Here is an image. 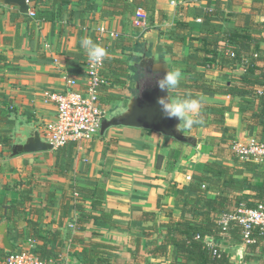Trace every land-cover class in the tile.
Here are the masks:
<instances>
[{"label":"crops","instance_id":"obj_1","mask_svg":"<svg viewBox=\"0 0 264 264\" xmlns=\"http://www.w3.org/2000/svg\"><path fill=\"white\" fill-rule=\"evenodd\" d=\"M137 1L153 7L151 27L147 19L146 23L138 22V11L147 17L142 9L124 17L91 9L92 5L103 6L104 0H27L28 13L53 9V21L29 20V15L24 17L26 14L20 13L17 7L0 2V137L8 143L0 145V216L18 200V194L25 187L31 189L30 205L36 208L33 214L27 209L20 218H15L17 229L13 222H8L13 252L29 249V239L18 236V231H24L25 219L31 218L44 238L34 242L32 251L44 260L62 257L71 264H80L81 244L91 237L118 247L113 252L112 264H169L173 258L171 253L147 254L161 243L155 236L144 238L142 231L169 221V214L174 220L179 219L182 202L175 187L188 186L198 175L204 174L203 168L209 163H223L244 170L247 166L234 160L231 144L252 138L264 142L260 119L253 118L258 101L255 100L250 110L246 102L251 98L215 92L199 95L202 106L214 108L206 112V116L213 119L211 124L193 126L191 130H184L182 124L179 126L185 135L196 139V144L182 143L154 131L119 126L105 130L87 143L75 144L69 170L64 176L54 173L55 149L10 157L11 143L19 127L28 124L40 134L38 124L54 117L55 108L45 101L44 94L62 90L68 79L85 73L88 58L80 46L84 38H91L108 52L102 71L109 73L104 74L108 86L101 89L100 101L109 110L110 117L124 113L140 90L153 83L154 76L160 75L156 71L148 74L139 66L144 54L154 59L155 68L180 69L181 82L189 78V66L184 60L193 47L201 45L200 29L206 14L211 19L210 26L216 28L214 38L226 40L221 41L217 56L227 58L228 51L240 49L239 43L229 42L231 34L248 37L251 44L264 52V0ZM101 27L107 32L114 31L118 38L115 40L108 34L100 36L98 29ZM171 31L176 32L182 44L174 45L168 40ZM155 36L153 45L151 41ZM136 42L140 45L135 51L131 48ZM112 59L123 63L126 71L120 74L115 71L110 64ZM129 66L140 70L147 81L142 84L138 75L131 78V72L136 70H129ZM258 66L264 75V64ZM196 71L212 83L242 87L236 80L243 73L241 68H196ZM184 96L181 90L169 91L170 99ZM218 126L221 127L213 128ZM173 157L176 162L171 171ZM246 173L251 178V186H260L264 165ZM242 177L234 175L233 178ZM74 189L89 191L83 195L84 201L74 199ZM211 189L217 193L231 191L220 183ZM254 193L244 185L240 194L253 198ZM48 195L53 197L50 203ZM190 197L194 198L195 194L191 193ZM68 201V213L67 210L63 212ZM91 202L101 204V209L112 215L115 226L92 221L83 226L84 230H78L79 211L75 204L95 215L101 213L99 209H90ZM146 214L150 218L147 221L143 219ZM223 244L220 250L227 254L231 263H264V258L258 257L244 260L248 253L241 244ZM5 255L0 251V261ZM103 256L98 255L100 259ZM98 262L100 260L94 259L91 263Z\"/></svg>","mask_w":264,"mask_h":264},{"label":"trees","instance_id":"obj_2","mask_svg":"<svg viewBox=\"0 0 264 264\" xmlns=\"http://www.w3.org/2000/svg\"><path fill=\"white\" fill-rule=\"evenodd\" d=\"M91 9L93 11L104 10V12L119 17L134 14L138 9H142L147 14L148 27L154 24L153 7H149L145 2L142 4L137 0H132V2H128L127 0H104L103 6L92 5ZM54 15L53 9L51 11L41 10L34 12V17L30 18L29 16L28 19L53 21ZM208 16L207 14L204 16L200 29L199 41L201 45L193 47L184 60L186 65L189 66V78L181 82L175 90H181L185 93V96L181 99H199V95L202 93L216 92L220 94H236L242 98H251V101L246 102L250 110H252V106L255 105V100H257L258 108L256 113L253 111V118L260 119L261 131L264 133V96L255 94L256 89L264 88V75L259 71L261 67L258 66L259 63L264 64V52L260 51L255 44H251L248 37L239 34H231L233 37L230 36L228 38L229 42L235 44L239 43L240 49L233 51V58L217 56L216 52L218 48H221V41L226 42V40L214 38L216 28L210 26L211 19ZM24 17H27V14L24 15ZM177 36L176 32L171 31L169 32L168 40L174 45H180L183 42ZM139 45L140 44L136 42L131 49L136 51ZM222 48H225V45ZM106 60L107 57L104 59V66L107 62ZM110 64H112V68L118 73L126 71V67L122 65L123 63L121 64V62L116 59L110 60ZM212 67H217L218 69L229 68L231 70H238L241 68L243 73L236 77V80L242 87H235L231 85V83L228 86L212 83L205 80L202 73L196 71V68L209 69ZM128 69L137 71L135 67L129 66ZM104 74L102 72V75ZM105 75L104 77H106ZM138 76H140V74ZM114 82L117 81L114 80ZM207 111H214V108L202 106L198 117L202 122L194 125L195 127L203 126L205 123L211 124L213 122L212 118L209 119L206 116ZM221 118L222 117L219 116V119ZM220 127L221 126L213 128L218 129ZM0 145L6 146L8 143L6 144V140L0 137ZM74 146V143H70L66 147L53 151L55 158V164L53 166L54 173L64 176L67 170H69L71 152ZM233 158L236 161L238 160L234 155ZM159 160H161V158ZM175 162L176 159L173 157L170 168L171 171ZM243 165L247 166L244 170H237L236 168H230L227 164L209 163L203 168L204 174L198 175V178L196 177L188 186H176V192L181 197L182 202L181 215L178 220H174L169 214V221L159 222L157 225L144 228L142 231L144 238L149 239L155 236L156 240H160L161 243L152 248L147 254L162 256L171 253L173 258L169 264H234L229 261L225 252L218 248L208 247L205 244L204 239L208 237L229 245L241 244L244 246L246 253H248L244 256V260H250L256 257L259 259L264 258V235H262L257 228L254 227L251 230L250 239L252 241L250 243H244L243 228L236 220H228L226 224L221 223L223 217L236 215L242 203L245 205L244 208H253L258 203L264 205V178L260 186L253 187L250 185L251 178L248 173H246V171L251 172L252 169L257 170L259 165L247 162L243 163ZM234 175H242L243 177L242 179H234ZM217 183L223 184L231 191H220L219 193L213 191L211 187ZM244 185H246V189L255 191L253 198L249 195L240 194L243 191ZM26 186H28V184ZM25 188L18 194V200L10 207H7L6 213L0 216V221L4 217L9 223L13 222L15 229H17L16 217L20 218L27 209L30 210L31 214L36 210L35 207L30 205L31 189L29 187ZM74 193L76 194L74 199L77 202H82L85 200L83 195H87L89 191L74 189ZM191 193L195 194L194 198L190 197ZM47 199L48 203H50L53 197H49L48 195ZM69 202L70 201L63 207V212L68 209L70 205ZM100 205L101 204L96 202L90 203V209L101 210L99 215H95L89 211L81 210L83 208H81L78 203L75 204L76 209L79 211L77 220L78 230H84L83 226L92 221H100L106 225L115 226L111 221L112 215L105 213ZM66 212L68 213V210ZM147 217L149 216L146 214L143 219H146L145 221L149 220L150 218ZM18 236L26 237L34 242L44 239L38 229V224L31 220V218L25 219V230L22 232L18 231ZM81 245L82 254L78 257L80 264H92L91 262L94 259L100 260V262L96 264H112L111 258L113 252L118 249L115 245L93 240L91 237ZM102 250H106V252L102 253ZM99 253L104 255L103 259L98 257ZM35 255L37 256V254ZM38 258L40 257L38 256ZM40 259L44 260L42 258Z\"/></svg>","mask_w":264,"mask_h":264},{"label":"built area","instance_id":"obj_3","mask_svg":"<svg viewBox=\"0 0 264 264\" xmlns=\"http://www.w3.org/2000/svg\"><path fill=\"white\" fill-rule=\"evenodd\" d=\"M34 17V12L28 13ZM137 20L146 23V15L142 11L137 12ZM200 22V19H197ZM99 35L106 34L113 39L118 35L112 31L107 32L103 27L98 29ZM227 57L233 58L234 52L228 51ZM104 61L102 64L89 62L85 73L80 77H73L66 81L62 90L46 92L45 101L54 106V117L47 122L38 124L40 126L41 138L49 143L53 149L66 147L70 143L76 145L87 143L100 134L104 120L108 119L109 110L100 101V91L108 86V81L102 75ZM258 96H264V88L255 90ZM232 154L241 162L264 165V142L248 139L246 142L235 141L231 145ZM190 179V177H187ZM204 187V186H203ZM76 196V194H75ZM241 204L236 215L225 216L221 223L226 224L228 220H236L243 228V242L250 243L251 230L255 227L264 235V205L256 204L253 208H244ZM208 247L220 248L223 242L212 238H205ZM29 249L6 254L0 264H71L66 258L41 260L33 253L34 241L27 240Z\"/></svg>","mask_w":264,"mask_h":264},{"label":"water","instance_id":"obj_4","mask_svg":"<svg viewBox=\"0 0 264 264\" xmlns=\"http://www.w3.org/2000/svg\"><path fill=\"white\" fill-rule=\"evenodd\" d=\"M0 2L6 6L17 7L22 14H28L29 8L27 0H0ZM156 36L155 40L151 41L153 45L156 43ZM154 64L155 61L152 57H146L145 54L141 56L139 66L144 68L145 72L148 74L154 71L158 72L160 77L153 83L145 85V87L140 90L138 96L131 100L124 113L104 120L100 133L112 127H131L154 131L182 143L196 144V139L185 135V133L180 130L179 121L177 119H169L163 116L157 100L160 97L167 96V92L162 91L158 87L157 82L165 76L167 70L163 66L155 68ZM51 150H53L52 146L41 138L37 129L28 124H24L14 133L10 148V157ZM0 251L3 254H11L13 252V247L8 237V221L6 219L0 221Z\"/></svg>","mask_w":264,"mask_h":264},{"label":"clouds","instance_id":"obj_5","mask_svg":"<svg viewBox=\"0 0 264 264\" xmlns=\"http://www.w3.org/2000/svg\"><path fill=\"white\" fill-rule=\"evenodd\" d=\"M80 46L92 64H102L108 55L107 50L91 38H84ZM182 79L180 69L167 70L165 76L157 82L158 87L167 92V96L158 98L157 103L165 118H175L179 121V125L182 124L184 130H191L194 125L202 122L198 118L202 101L192 98L170 99L168 95L170 90H175L180 85Z\"/></svg>","mask_w":264,"mask_h":264},{"label":"rangeland","instance_id":"obj_6","mask_svg":"<svg viewBox=\"0 0 264 264\" xmlns=\"http://www.w3.org/2000/svg\"><path fill=\"white\" fill-rule=\"evenodd\" d=\"M139 74H140V76H138V77H141V79H142V84L145 83V81H147V80H146L145 76L142 74V72H141L140 70H137V71H135V72H131L130 75H132V76H131V78H132L133 76L135 77V76H137V75H139ZM157 78H159V77H157ZM157 78H156V79H157ZM148 79H149V78H148ZM156 79H155V80H156ZM136 80H137V82H138V79H136ZM136 80H135V81H136ZM140 82H141V80H140ZM109 117H110V116L108 115V118H109Z\"/></svg>","mask_w":264,"mask_h":264},{"label":"flooded vegetation","instance_id":"obj_7","mask_svg":"<svg viewBox=\"0 0 264 264\" xmlns=\"http://www.w3.org/2000/svg\"><path fill=\"white\" fill-rule=\"evenodd\" d=\"M154 77H156V78H157V77H160V75H156V76H154Z\"/></svg>","mask_w":264,"mask_h":264}]
</instances>
